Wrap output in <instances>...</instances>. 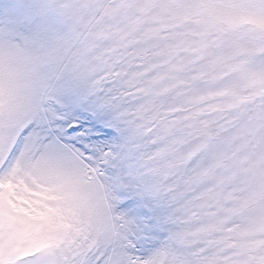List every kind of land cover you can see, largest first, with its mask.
I'll return each instance as SVG.
<instances>
[{
  "label": "snow or ice",
  "instance_id": "obj_1",
  "mask_svg": "<svg viewBox=\"0 0 264 264\" xmlns=\"http://www.w3.org/2000/svg\"><path fill=\"white\" fill-rule=\"evenodd\" d=\"M0 264H264V0H0Z\"/></svg>",
  "mask_w": 264,
  "mask_h": 264
}]
</instances>
